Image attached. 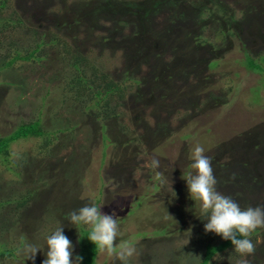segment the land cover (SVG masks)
I'll use <instances>...</instances> for the list:
<instances>
[{"label":"rangeland","instance_id":"obj_1","mask_svg":"<svg viewBox=\"0 0 264 264\" xmlns=\"http://www.w3.org/2000/svg\"><path fill=\"white\" fill-rule=\"evenodd\" d=\"M219 28L225 43L214 39ZM242 43L253 57L264 54V0H0V138L36 121L44 133L12 143L7 163L0 160V248L17 251L0 264H43L47 237L60 226L75 261L79 228H90L68 214L84 204L117 214L115 243L138 253L129 264H198L207 243L224 239L205 232L207 216L188 192L197 144L218 192L241 209L264 208V75L240 65ZM39 44L41 60H21ZM79 76L85 92L104 81L128 91L99 118L95 103L86 110L71 100ZM178 99H187V114ZM174 109L172 134L158 122ZM160 228L167 233L156 235ZM248 238L256 247L249 264H264V227ZM26 244L40 250L34 261ZM240 258L232 246L210 264ZM96 262L123 264L101 252Z\"/></svg>","mask_w":264,"mask_h":264},{"label":"clouds","instance_id":"obj_2","mask_svg":"<svg viewBox=\"0 0 264 264\" xmlns=\"http://www.w3.org/2000/svg\"><path fill=\"white\" fill-rule=\"evenodd\" d=\"M191 159L194 161L191 168L195 170V174L188 175L187 188L190 198L200 202L201 213L207 216L204 224L205 232L214 233L231 242L234 251L241 257L236 264H249L246 257L253 255L256 247L248 237L258 228L264 227V208L241 209L231 197L216 190L217 180L212 161L205 155L202 145H195ZM150 166L158 169L159 159L152 158ZM68 215L72 225L89 226L87 238L101 253H106L110 257L115 256L123 264H129L130 259L138 255L133 243L122 242L119 245L115 243L119 235V217L114 211L111 214H102L101 207L98 208L95 204H84ZM46 243L47 253L43 264H81L83 258L80 256L73 261V244L63 234V226L57 227L47 237ZM22 251L28 260L34 261L40 250L34 245L26 244Z\"/></svg>","mask_w":264,"mask_h":264},{"label":"trees","instance_id":"obj_3","mask_svg":"<svg viewBox=\"0 0 264 264\" xmlns=\"http://www.w3.org/2000/svg\"><path fill=\"white\" fill-rule=\"evenodd\" d=\"M2 3L4 6L6 3V0H2ZM169 19H170V16H169ZM20 24H21L20 19H18V21L15 20L12 23L11 28L14 29V28L18 27V29H19ZM1 28H2V26H1ZM203 29L206 30L204 27H203ZM213 32H214V39L216 42L225 43L226 39H229L227 36V33H225L223 30H221V28L214 29ZM240 41H241V39H240ZM41 48H42V45H40V44L37 45V47L35 48L34 51H30V53L28 55L26 54L25 57L21 60H26V61L30 60V59L41 60V58L34 56L35 53H39L38 50ZM242 49H243V60L240 63V65H242L243 68L250 73L257 74V75H264V54L257 56V58L253 57V55L250 53V51L246 47L245 43H242ZM17 58L20 59L19 56H17ZM12 61H13V59L10 62H8L9 65H7V66H10L13 63ZM208 68H209V66H208ZM136 83L137 82L132 81L131 88L129 91L132 90L133 85ZM75 86H77V88H74L75 92H74V96L72 97L71 100L74 103H77L79 105L84 106V109H86V110L90 109V107L86 106L87 103H95L94 109H96L98 111L99 118H101V116H103V113H104V112L102 113L101 110L110 109V107H111L110 103L111 102H116V100L117 101L124 100V98L126 96V92L128 91L126 85L123 83H115L113 81L112 82L104 81L102 87L99 86L95 90L90 89L89 91L85 92V90H83V89H86L85 84H84V79L80 76L77 79ZM65 88L67 91L72 92L70 89H72L73 87H70V85L68 83H67V85H65ZM67 88H70V89H67ZM82 91L85 93H83ZM190 98L194 99L197 102L199 108H201L203 106L201 99H197L198 95H192ZM178 104H179V106L178 105H176V106L181 107L182 109H185L184 112H186V114H187V111H188L187 99H185V100L178 99ZM178 112H179V109H174L173 113L163 114L164 119H160V122H158V124L161 126H164L167 129H171L172 134H173L174 127L169 122H171L170 118H172L173 115L178 114ZM105 117L107 118V114L105 115ZM99 120H101V119H99ZM188 120H190L189 117H188ZM101 129H102L101 130L102 134H101L100 138L102 141V146H105L107 148L108 145H110L112 142L109 139V137L105 134L106 127L102 126ZM178 133L181 134L179 129H178ZM43 135H44V133L41 130L40 121H36V122L30 123V124L20 125L8 137L0 138V160L3 163H7L8 158L10 156V145L12 143L17 142L21 139H28L30 137H42ZM182 137L185 139L186 138L190 139L189 136H183L182 135ZM102 155L106 156V153L102 152ZM118 159L121 160V162L127 160V158H124V157L118 158ZM73 160L76 161V159H73ZM112 165H114V162L112 163ZM125 172H126V176L129 172V176L125 177L126 179L127 178L130 179L134 174L133 171L131 170V168L126 169ZM102 173H103V171H102V164H101L100 174H102ZM102 188L104 189V185L102 186ZM27 201H29V200H27ZM9 203L10 202L4 203L5 205L2 206V209H6L10 205ZM96 204L99 205V200L96 201ZM19 207L21 208L22 204L21 205L19 204L18 208ZM154 216L156 217V214ZM89 231H90V229H86V228H82V227L79 228V234H78V238H77V245L79 248V253L77 256H80L83 258L81 261V264H97L96 259H97L99 252H100L98 249L95 248V245L88 240L87 236L89 234ZM164 233H167V229H165V228H160V229L155 231L156 235H164ZM140 236H143V233ZM238 238H242V237H238ZM230 247H232L231 242L226 241V240L222 241L218 245H212L210 243L209 244L207 243L205 246L204 254H203V256H202V258L198 264H210L211 260L213 259V257L216 254L223 252L224 250H226ZM10 250H3L0 248V257L1 258L13 257L17 251H16V249L11 250V251Z\"/></svg>","mask_w":264,"mask_h":264}]
</instances>
